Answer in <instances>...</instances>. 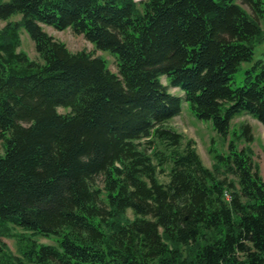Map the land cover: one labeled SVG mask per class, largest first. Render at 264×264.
<instances>
[{"label":"trees","instance_id":"trees-1","mask_svg":"<svg viewBox=\"0 0 264 264\" xmlns=\"http://www.w3.org/2000/svg\"><path fill=\"white\" fill-rule=\"evenodd\" d=\"M262 19L264 0H0V237L19 249L0 241V264H264L253 135L229 134L264 124ZM183 101L226 142L211 166L169 125Z\"/></svg>","mask_w":264,"mask_h":264},{"label":"rangeland","instance_id":"rangeland-1","mask_svg":"<svg viewBox=\"0 0 264 264\" xmlns=\"http://www.w3.org/2000/svg\"><path fill=\"white\" fill-rule=\"evenodd\" d=\"M12 18L17 19V17ZM260 22V25L264 30V19L260 20ZM2 24H4V22H1V25ZM44 28L55 38L63 41L71 51L76 52L85 50L96 56H102L107 60L109 68L112 71H116L115 58L108 51L97 50L83 35L74 33L70 28L63 30H58L50 26H44ZM21 39L22 44L20 48L27 52L30 58L38 60L37 53L34 48V42L29 38L28 34L24 30L22 31ZM257 58H264V39L260 43H257L254 48L253 61ZM253 61H244L241 63L233 75V79L231 81L232 87L243 84L245 69L250 67ZM161 80L164 84H166L164 76ZM168 89L171 93L182 95V92L176 86L169 85ZM58 110L61 112L65 111L61 107H59ZM169 125L176 131L182 133L186 138L194 140L195 148L207 166H211L213 163L214 152H211V148H214L217 152H226V142L224 141L222 135L214 130L209 120L197 118L185 101L182 102L180 113L169 120ZM242 125H247L249 127V131L253 135V141L250 145L254 152V158L260 166V173L264 180V124L249 114L242 113L235 116L231 120L229 134L232 136L234 135V130H232V128L236 129L237 132H240L242 130ZM240 143V146L244 145L243 140H241ZM2 148V140L0 139V152H2ZM166 179L167 177L165 174H160V180L165 181ZM14 230L21 235L29 234V232L21 233L24 231L20 228H15ZM34 237L39 240V242L43 243L55 242L51 238H46L40 235ZM0 241L4 242L12 252L19 253L18 242L15 236H1Z\"/></svg>","mask_w":264,"mask_h":264}]
</instances>
